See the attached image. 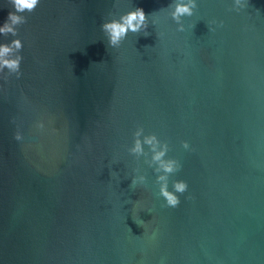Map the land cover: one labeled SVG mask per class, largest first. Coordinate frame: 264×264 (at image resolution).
<instances>
[{
    "label": "water",
    "instance_id": "1",
    "mask_svg": "<svg viewBox=\"0 0 264 264\" xmlns=\"http://www.w3.org/2000/svg\"><path fill=\"white\" fill-rule=\"evenodd\" d=\"M175 2L41 0L0 34L24 45L0 74V264H264V0H197L182 32ZM137 7L149 28L109 46ZM138 127L182 165L179 206L129 151Z\"/></svg>",
    "mask_w": 264,
    "mask_h": 264
},
{
    "label": "clouds",
    "instance_id": "2",
    "mask_svg": "<svg viewBox=\"0 0 264 264\" xmlns=\"http://www.w3.org/2000/svg\"><path fill=\"white\" fill-rule=\"evenodd\" d=\"M41 0H9L13 11L9 12L7 21L0 27V34L13 37L19 36V27L26 24L28 17L24 13L34 12L40 4ZM248 6V0H234V9L240 11ZM198 7L197 0H176L174 5H169V14L171 18L179 25L178 31H184L183 18L191 17L195 14ZM154 23V21H153ZM215 23V22H213ZM222 24V22H221ZM149 28V15L145 13L143 8H134L126 12L119 18H113L102 24V30L108 38L109 46L119 48L127 38L129 32L139 33ZM24 45L21 39L15 38L10 43L0 44V74L8 70V73L15 74L17 78L22 75L21 63L23 56L21 55ZM37 127L41 130L45 128L44 122L41 120ZM53 131H58L53 129ZM134 145L130 148V152L136 156L145 154V145L150 147L153 153L151 159L158 166L155 168L158 173L157 183L160 185L159 194L166 200L167 206L177 207L181 203L179 194H183L188 190V184L185 181L178 180L173 183V190H169L170 176L178 172L182 165L176 159L167 158L169 152V144L162 142L157 135H144V128L138 127L134 133ZM17 141L23 140V134L17 132L15 135ZM185 149L190 148L187 141L183 142ZM146 183V176L140 175L133 177L131 187Z\"/></svg>",
    "mask_w": 264,
    "mask_h": 264
}]
</instances>
